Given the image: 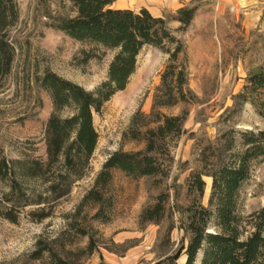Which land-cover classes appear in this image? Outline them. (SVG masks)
<instances>
[{"label":"rangeland","instance_id":"374dc122","mask_svg":"<svg viewBox=\"0 0 264 264\" xmlns=\"http://www.w3.org/2000/svg\"><path fill=\"white\" fill-rule=\"evenodd\" d=\"M16 1L20 16L11 39L18 50L12 74L0 86V154L10 161L45 159L46 127L55 109L38 80L51 70L95 91L108 79L116 51L76 41L56 29L63 20L77 15L75 0ZM193 6H198L194 20L182 30L174 17L180 9ZM112 8L148 9L166 19L184 45L178 65L188 73L185 100L157 110L185 117L184 133L164 142L170 172L167 177L134 178L116 170L102 190L106 203H88L80 209L113 153L146 149L144 125L153 119L149 117L154 113V97L170 63L167 51L173 52L176 43L164 49L146 46L126 89L94 113L99 142L90 169L68 197L53 203L49 218L33 221L29 213L35 206L22 211L18 224L0 217V264H50L49 252L37 258L40 243L71 264H185L183 247L188 245L189 235L182 227L192 201L189 177L204 169L207 157L209 163L217 162L213 153H219L218 140L224 133L264 130V116L251 102L239 99L247 94L248 77L264 70V0H117ZM261 100L264 103V94ZM59 115L67 118L72 110L64 109ZM137 130L139 139L133 138ZM237 141L240 143L238 136ZM204 180L202 204L208 206L212 178L205 176ZM8 183H0V193L8 191ZM24 186L37 193L46 190L39 180ZM161 194L169 195L164 217L158 223L145 222L144 211ZM263 207L264 163L258 160L240 190L238 211L246 217ZM100 209L104 217L96 218ZM175 258L176 263L169 261Z\"/></svg>","mask_w":264,"mask_h":264},{"label":"trees","instance_id":"16d2710c","mask_svg":"<svg viewBox=\"0 0 264 264\" xmlns=\"http://www.w3.org/2000/svg\"><path fill=\"white\" fill-rule=\"evenodd\" d=\"M116 1L75 0L77 15L56 26L76 41L94 43L114 50L116 54L109 66L108 79L95 91H87L51 70H46L38 80L55 109L46 127V158L10 161L0 154V183L9 181L8 191L0 193V217L12 224L19 223L23 210L34 206L36 208L29 213L33 221L49 218L53 203L71 194L75 183L87 175L99 142L94 113H99L117 92L126 89L146 46L164 49L167 44L176 43L173 52L167 51L171 55L170 63L154 97V113L149 117L153 119L144 125L146 149L113 153L103 165L94 187L84 197L80 209L88 203L101 206L106 203L102 190L111 183L116 170L134 178L167 177L170 172V165L164 159L165 156L169 158L164 142L184 133L185 117L167 116L157 110L185 100L188 73L184 66L178 65L184 45L173 35L166 19L154 16L146 8L139 11L112 8ZM197 11L198 6L182 8L174 19L185 30ZM19 16L16 0H0V86L12 74L17 58L18 49L11 39V30ZM245 90L247 94L239 95V99L251 102L264 116L261 100L264 70L248 77ZM64 109H71L72 115L60 117L59 113ZM139 117L140 114L135 117L134 124ZM140 135L137 130L133 138L139 139ZM218 141L219 153H213L217 162L209 163L207 157L204 169L192 173L188 179V194L192 201L185 210L187 221L182 227L189 235L188 245L183 247L185 264H264V207L246 217L238 211L240 190L250 178L252 164L258 160L264 163V130H231ZM205 176L212 178L208 206L202 204ZM37 180L46 185V190L39 193L26 191L24 184ZM168 198L167 194L159 195L157 203L144 211L143 220L160 222L166 213ZM108 206H112L111 201ZM103 214L100 209L96 218L104 217ZM40 244L37 258L49 252L50 264H71ZM169 261L176 263L177 258Z\"/></svg>","mask_w":264,"mask_h":264}]
</instances>
